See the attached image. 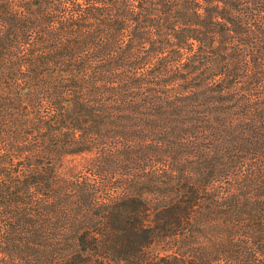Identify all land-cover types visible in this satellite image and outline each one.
Returning a JSON list of instances; mask_svg holds the SVG:
<instances>
[{
  "label": "trees",
  "instance_id": "1",
  "mask_svg": "<svg viewBox=\"0 0 264 264\" xmlns=\"http://www.w3.org/2000/svg\"><path fill=\"white\" fill-rule=\"evenodd\" d=\"M0 264H264V0H0Z\"/></svg>",
  "mask_w": 264,
  "mask_h": 264
},
{
  "label": "rangeland",
  "instance_id": "2",
  "mask_svg": "<svg viewBox=\"0 0 264 264\" xmlns=\"http://www.w3.org/2000/svg\"><path fill=\"white\" fill-rule=\"evenodd\" d=\"M85 160V155L83 154H78V155H71L69 157V161H73V162H76V163H79L81 161ZM68 169H65L64 171H67Z\"/></svg>",
  "mask_w": 264,
  "mask_h": 264
}]
</instances>
